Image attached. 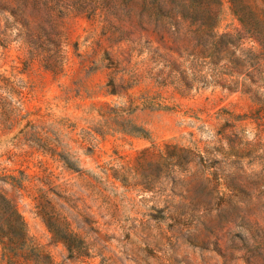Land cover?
<instances>
[{
  "label": "rangeland",
  "instance_id": "374dc122",
  "mask_svg": "<svg viewBox=\"0 0 264 264\" xmlns=\"http://www.w3.org/2000/svg\"><path fill=\"white\" fill-rule=\"evenodd\" d=\"M0 264H264V0H0Z\"/></svg>",
  "mask_w": 264,
  "mask_h": 264
}]
</instances>
